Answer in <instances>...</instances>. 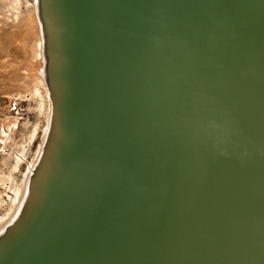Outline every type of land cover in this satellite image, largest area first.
<instances>
[{
  "label": "water",
  "instance_id": "1",
  "mask_svg": "<svg viewBox=\"0 0 264 264\" xmlns=\"http://www.w3.org/2000/svg\"><path fill=\"white\" fill-rule=\"evenodd\" d=\"M49 129L0 264H264V0H36Z\"/></svg>",
  "mask_w": 264,
  "mask_h": 264
},
{
  "label": "rangeland",
  "instance_id": "2",
  "mask_svg": "<svg viewBox=\"0 0 264 264\" xmlns=\"http://www.w3.org/2000/svg\"><path fill=\"white\" fill-rule=\"evenodd\" d=\"M36 0H0V235L21 211L51 117Z\"/></svg>",
  "mask_w": 264,
  "mask_h": 264
}]
</instances>
